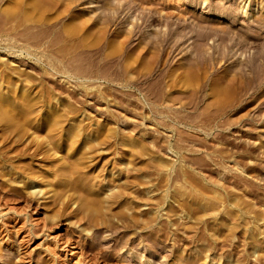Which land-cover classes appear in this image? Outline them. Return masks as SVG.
<instances>
[{"label":"rangeland","instance_id":"rangeland-1","mask_svg":"<svg viewBox=\"0 0 264 264\" xmlns=\"http://www.w3.org/2000/svg\"><path fill=\"white\" fill-rule=\"evenodd\" d=\"M263 70L264 0H0V264H264Z\"/></svg>","mask_w":264,"mask_h":264},{"label":"bare ground","instance_id":"bare-ground-1","mask_svg":"<svg viewBox=\"0 0 264 264\" xmlns=\"http://www.w3.org/2000/svg\"><path fill=\"white\" fill-rule=\"evenodd\" d=\"M253 66V65H252ZM259 71V70H258ZM257 71V72H258ZM264 71V70H263ZM254 73V72H253ZM262 73V72H261ZM255 74V73H254ZM259 74V73H258ZM261 75V74H260ZM262 76H264V75H262ZM263 79H264V77H262ZM252 79V78H251ZM262 79V80H263ZM258 81H260V79L258 80ZM254 82V81H253ZM261 82V81H260ZM259 83V82H258ZM257 83V84H258ZM254 85V84H253ZM255 89H256V87H255ZM264 101V100H263ZM263 103V102H262ZM260 105V104H259ZM263 105V104H262ZM261 105V106H262ZM259 108H260V106H259ZM9 112V111H8ZM10 114H11V111H10ZM264 115V114H263ZM11 117V116H10ZM264 118V117H263ZM254 119V118H253ZM254 124V123H253ZM264 125V124H263ZM63 165V164H62ZM62 165H60V166H62ZM23 180V179H22ZM21 180V181H22ZM23 181H25V180H23ZM37 186H39V185H37ZM73 186H75V184L73 185ZM40 188V189H39ZM39 188H34L33 190L32 189H30V191H31V193H36V196H38L37 194H39V196H40V194H41V192H43V189L44 188H41V187H39ZM72 188V187H71ZM76 188H78V187H76ZM73 190H76V189H73ZM79 190V189H78ZM70 191V190H69ZM80 191V190H79ZM103 193H104V191H102ZM73 194V193H72ZM68 195V194H67ZM71 195V194H70ZM84 195V194H83ZM82 195V196H83ZM43 196V195H42ZM81 196V197H82ZM86 196H88V195H86ZM85 196V197H86ZM68 199V198H67ZM72 199V198H71ZM75 199V198H74ZM83 199V198H82ZM90 199V198H89ZM70 200V199H69ZM76 200V199H75ZM75 200H73V203L75 202ZM79 200V199H78ZM87 200V199H86ZM85 200V198H84V202L86 201ZM94 200H96V199H94ZM83 201V200H82ZM81 201V202H82ZM80 202V201H79ZM80 202V203H81ZM89 202V201H88ZM88 202H85V204L87 205V203ZM92 202V201H91ZM70 203V202H69ZM76 203V202H75ZM94 203V202H93ZM82 204V203H81ZM92 204V203H91ZM89 205H90V202H89ZM91 206V205H90ZM94 206V205H93ZM87 207V206H86ZM30 222V221H29ZM36 223V222H35ZM39 225V224H38ZM38 225L37 224H31V225H29V228H28V230H27V234H28V236H26V237H28L27 239H23L24 238V236L23 237H21V239H20V237H19V239H20V241H19V244L17 245L18 246V248H16V250L15 251H13L15 254H13L14 256H15V258H16V260H14V262H13V258L11 259V260H8L7 261V263L8 264H24L23 262H22V260H24L25 258L27 259L29 256H28V254L26 255V253L25 252H27V250L25 251V249L23 248L24 247V245H25V243H27V242H31V239L32 238H34V237H36V236H39V233L41 232V231H43V230H41V227L39 226L38 227ZM80 227V226H79ZM85 228V227H84ZM17 229H15V233L16 232H18V231H16ZM40 231V232H39ZM26 233V232H25ZM22 235V234H21ZM9 238H11L10 236H9ZM78 240H76V242L75 243H77V246L76 247H83V246H85L86 247V245H84L83 243H80V242H77ZM81 241V240H80ZM15 244V243H14ZM14 244H11V245H14ZM28 244V243H27ZM28 246V245H27ZM89 246V245H88ZM15 247V246H14ZM22 248L24 249V251H22ZM91 248V247H90ZM30 249V248H29ZM84 250V249H83ZM53 251L54 250H52V253H53ZM87 251V250H86ZM91 251H92V248H91ZM51 252V251H50ZM75 252V251H74ZM47 253V252H46ZM57 254V253H56ZM49 255H51V254H49ZM54 256V255H53ZM53 256L51 257V259L53 258ZM58 256V255H57ZM55 258V257H54ZM54 258H53V260H54ZM9 259V258H8ZM19 260H21V262H18ZM17 261V262H16ZM48 261H49V259H48ZM5 263V262H4ZM46 263V262H45ZM45 263H43V264H45ZM213 263H216V264H219V263H221V258L219 257H215V258H213L211 261H210V264H213ZM6 264V263H5Z\"/></svg>","mask_w":264,"mask_h":264}]
</instances>
